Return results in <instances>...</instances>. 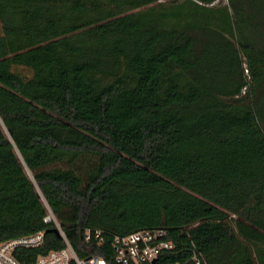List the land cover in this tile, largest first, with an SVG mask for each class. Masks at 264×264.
Instances as JSON below:
<instances>
[{
  "label": "trees",
  "instance_id": "obj_1",
  "mask_svg": "<svg viewBox=\"0 0 264 264\" xmlns=\"http://www.w3.org/2000/svg\"><path fill=\"white\" fill-rule=\"evenodd\" d=\"M218 1L0 0V243L44 233L22 264L156 229V264H264V0Z\"/></svg>",
  "mask_w": 264,
  "mask_h": 264
},
{
  "label": "built area",
  "instance_id": "obj_2",
  "mask_svg": "<svg viewBox=\"0 0 264 264\" xmlns=\"http://www.w3.org/2000/svg\"><path fill=\"white\" fill-rule=\"evenodd\" d=\"M52 220L56 222L53 216L46 219L47 222ZM57 226L59 227L58 224ZM60 234L65 242V247L39 256L34 264H110L102 255L81 257L61 230ZM167 236L168 232L165 229L142 230L127 236H115L112 247L116 263L156 264L164 253L174 250V242ZM85 240L89 244L102 246L105 243V233L100 229H87ZM43 243V232L2 242L0 243V264H22L16 258L15 252L19 249L39 248ZM194 261L196 264H201L203 257L195 255Z\"/></svg>",
  "mask_w": 264,
  "mask_h": 264
},
{
  "label": "rangeland",
  "instance_id": "obj_3",
  "mask_svg": "<svg viewBox=\"0 0 264 264\" xmlns=\"http://www.w3.org/2000/svg\"><path fill=\"white\" fill-rule=\"evenodd\" d=\"M226 2H227V0H219L218 1V3H223V4L226 3Z\"/></svg>",
  "mask_w": 264,
  "mask_h": 264
},
{
  "label": "water",
  "instance_id": "obj_4",
  "mask_svg": "<svg viewBox=\"0 0 264 264\" xmlns=\"http://www.w3.org/2000/svg\"><path fill=\"white\" fill-rule=\"evenodd\" d=\"M57 232H59L58 230H56Z\"/></svg>",
  "mask_w": 264,
  "mask_h": 264
}]
</instances>
